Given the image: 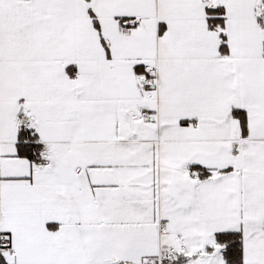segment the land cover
<instances>
[{"label":"crops","instance_id":"0c3cea01","mask_svg":"<svg viewBox=\"0 0 264 264\" xmlns=\"http://www.w3.org/2000/svg\"><path fill=\"white\" fill-rule=\"evenodd\" d=\"M224 232L264 264V0H0L8 263L146 264L173 247L164 264H228Z\"/></svg>","mask_w":264,"mask_h":264},{"label":"built area","instance_id":"2783aa9c","mask_svg":"<svg viewBox=\"0 0 264 264\" xmlns=\"http://www.w3.org/2000/svg\"><path fill=\"white\" fill-rule=\"evenodd\" d=\"M142 20L136 19H123L121 20V34L123 36L130 34L134 29L140 28ZM136 70V67L133 68ZM158 69L157 65H148L146 67V75L141 80V85L147 88H155L157 85ZM143 117H149L148 112H142ZM33 118L27 114H21L17 117L16 123L22 130H30ZM190 175L195 180L209 179L212 174L206 169H193ZM14 243L9 236L0 235V254L7 256L13 253ZM177 258V251L173 247H163L161 252L156 256H149L146 260V264H164L166 262H172Z\"/></svg>","mask_w":264,"mask_h":264},{"label":"trees","instance_id":"16d2710c","mask_svg":"<svg viewBox=\"0 0 264 264\" xmlns=\"http://www.w3.org/2000/svg\"><path fill=\"white\" fill-rule=\"evenodd\" d=\"M244 133L247 134L246 127ZM217 241L224 245V253L228 264H242V239L239 232L220 233L217 236ZM0 264H9L2 255H0Z\"/></svg>","mask_w":264,"mask_h":264},{"label":"rangeland","instance_id":"374dc122","mask_svg":"<svg viewBox=\"0 0 264 264\" xmlns=\"http://www.w3.org/2000/svg\"><path fill=\"white\" fill-rule=\"evenodd\" d=\"M4 257V256H3Z\"/></svg>","mask_w":264,"mask_h":264}]
</instances>
